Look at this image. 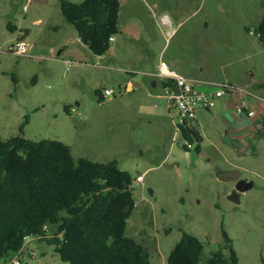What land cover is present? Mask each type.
Wrapping results in <instances>:
<instances>
[{"label":"rangeland","instance_id":"rangeland-1","mask_svg":"<svg viewBox=\"0 0 264 264\" xmlns=\"http://www.w3.org/2000/svg\"><path fill=\"white\" fill-rule=\"evenodd\" d=\"M26 3L0 0L1 138L22 135L32 141L58 140L71 148L76 159L100 163L117 160L134 177L145 172V195L154 204L155 218L152 206L144 212L137 210L129 220L127 235L144 240L152 264H168L182 231L199 238L205 259L221 249L228 255L223 228L239 264H263L264 131L254 133L247 142L226 137L237 112L221 106L218 99L210 112L202 108L195 111L196 128L204 136L203 155L193 153L187 158L180 153L179 170L168 165L157 169L156 159L164 152L159 146L168 149L172 143L166 127L170 120L168 101L164 95L156 97L161 88H153L150 78L141 72L153 69L165 47V60L175 61L186 76L203 71L215 81L228 78L244 85L252 72L255 80L264 84V48L257 36L246 31H255L264 17V0H203L199 15L174 38L162 36V29L151 24L150 33L156 37H152L153 42L147 37L141 41L118 35L111 43L112 52L102 57L80 46L76 47L78 55L65 53L67 47L61 44L76 30L65 21L58 0L31 1L24 13ZM134 4L138 15L130 6H123L122 19L144 26L150 8L145 3ZM201 20L209 27L197 37L190 28ZM9 22L17 26L16 32L8 30ZM21 36L33 45L31 58H18L7 51ZM122 68L135 70L134 78L143 81L142 88L125 94L129 75ZM104 89H113L117 96L100 104L96 92ZM248 89L264 96V89L255 84ZM65 107L77 112L70 109L68 113ZM171 112L179 123L176 112ZM233 164L238 166L234 169L241 172V179L253 183V188L240 193L239 204L228 199L235 183L218 179L219 170H233ZM16 257L11 254L0 264H10ZM17 258L21 264H68L52 246L34 239Z\"/></svg>","mask_w":264,"mask_h":264},{"label":"trees","instance_id":"trees-1","mask_svg":"<svg viewBox=\"0 0 264 264\" xmlns=\"http://www.w3.org/2000/svg\"><path fill=\"white\" fill-rule=\"evenodd\" d=\"M58 1L80 41L95 56L106 55L110 39L121 32V1ZM7 28L18 30L11 22ZM254 30L264 48V18ZM65 110L70 113V107ZM28 121L27 117L25 124ZM186 128L199 154L202 137ZM133 182L117 160L76 159L71 148L58 140L32 141L22 135L3 140L0 136V262L11 254L20 257L28 240L34 239L52 246L68 264H152L150 253L127 235L136 208ZM222 234L229 254L221 249L205 259L199 238L182 231L168 264H239L224 228Z\"/></svg>","mask_w":264,"mask_h":264},{"label":"crops","instance_id":"crops-1","mask_svg":"<svg viewBox=\"0 0 264 264\" xmlns=\"http://www.w3.org/2000/svg\"><path fill=\"white\" fill-rule=\"evenodd\" d=\"M42 1H43V3H45L48 0H42ZM120 1H121V8H120V14H119V22H120L121 32H120L119 36L125 37V39H127V40H129L130 38L136 37L137 39H139L141 41H143L144 37H147L150 40V42H153L152 37L153 36L155 37V34L152 35L150 33L151 24H154L157 28L162 29V36L165 37L166 35H168V29L166 28L167 30L165 32H163V29L165 30V26L160 21V18L163 15H167L170 18L171 22L173 23V26L176 29L175 33H173L170 36V37L174 38L176 36V34L181 29L186 27L191 22V19L194 16L197 17L199 15V13H200L199 9L203 5V0H120ZM135 2H137L140 5L142 3H145V6H148L150 8L149 10L151 11V14H150L149 19H151V21L148 19L147 24H145L144 26L139 25L137 22L130 23L129 21L122 19V12L121 11H122L123 6L124 7L130 6L131 11H135L134 13H136V15H138V7H137V5L134 4ZM208 27H209V24H207V22H204L203 20H201L199 23L196 22L194 24V26L192 25L190 30L192 33L193 32L196 33L197 37H200V35L202 33H204V34L206 33ZM199 41H200V39L198 38L197 42H199ZM112 42H116L115 37H114V41H111V43ZM61 45L63 47H67V50H65L66 51L65 53L67 55H72V56L78 55V49L76 48L77 46H80L83 49H85V48L87 49V47L80 41L77 32L74 33L73 31L71 32L70 37L66 41H64V43H62ZM69 46H75V48H70ZM110 51L112 52V47L110 48L108 54L110 53ZM146 51L148 52V50H146ZM164 55H165V47L161 50L160 60L158 61V63H156V65L153 67V69H151V70L145 69L141 72V74L143 76L150 78L149 80H150L153 88H155V89H157L159 87L161 88V91L158 92L156 97H161L162 95H164L166 97L162 81L155 76V74L158 71V67H159V64L161 61H166L169 64V66L174 71H176L179 75L200 81L201 82L199 85L200 89L204 92H207V93L212 92L214 90V85H218V84H230V85H233L236 87L246 88L247 90H249L248 87H251L253 84H255L259 88L264 89V84L255 80V76L252 74V72H250L251 75L249 76L251 83L249 84L247 81V82H245L244 85H242L240 83L239 84L232 83L228 78H221L220 81L219 80L215 81V79L213 77H211L210 75H206L205 73H203V71H201L200 75L194 76L192 74L193 76H186L183 74L184 71L179 67V65L175 61L165 60ZM122 69L125 70L127 72V74L129 75L128 81L126 82V85L123 89V92H125V94L126 93L127 94L128 93H134L136 91L135 89L142 88L143 81L137 80V78H134V76L137 74V72L135 70H131L129 68H122ZM250 92L252 93V91H250ZM100 94H97L98 101L101 98ZM252 94H253V97L243 95V94H233L231 96H227V97H223V98L219 99L222 101L221 106L227 108L228 110H230L232 112H237V114L235 113L237 120L235 123H232L229 125L228 131L225 133L226 137H230L232 139L233 136H235V138H234L235 140L239 141L241 139H245V141L247 142V138L252 136L254 133L257 134L259 131L260 132L264 131V103L259 100V98L264 99V96L257 95L254 93H252ZM167 101H168V98H167ZM244 102L248 104L249 109L255 111V113H256L255 117L249 118L247 115V112L239 113L237 111L238 108H240ZM100 104H102V103H100ZM168 110H169V114H170V120L167 123L166 127L168 129L172 143L168 147V149L166 146L164 148L162 146H159L158 149L162 148L164 152L161 153L157 157L156 168L161 169V168H163V166L168 165L172 168H176L177 170H179V166H180V162H179L180 160L179 159L181 157L180 153L184 154V156H186L187 158H191L193 153H195V152L190 153V155H186L184 147H183V142L184 141H190L186 137L187 135H186V132L184 131L185 129L187 130V128L185 126H183L184 128L182 129V127H179V123H176V120L172 116V112L169 109V102H168ZM211 110H206V111L210 112ZM197 123H198V120H197L196 124ZM196 124H195L193 130L195 132L199 133L200 136L202 137V144L200 146V153L199 154L195 153V154L198 156H201V155H203L202 145L204 143V136L197 130ZM160 128L162 131L163 128L161 125H160ZM187 132H188V130H187ZM176 146H178V147H176ZM217 146L218 145L215 144L216 148H217ZM243 147L244 146L242 144V146L241 147L238 146L237 149L241 150ZM153 150H154V148L149 149L148 151L151 152ZM210 161H212V159H210ZM232 167L233 168H230V169L237 168L238 166L233 164ZM220 171H223V170H219V172ZM131 175L133 176L132 173H131ZM140 175H145V172L138 174L137 177ZM137 177L133 176V179H134L133 189H134V196H135V200H136V208H135L134 212H136L137 210H139L140 212H142V211L144 212L146 209H148L149 206H152V209H153L152 215H153V218H155L154 204L145 195V191L147 189V185L145 184V179L143 180V183L138 184V183H136ZM134 185H136L137 188H135ZM150 194L152 196L155 194V192L152 188H150ZM128 224H129V222H128ZM142 230H144V229H142ZM130 237L137 239L141 244H142V241H144L142 238H137L136 236L135 237L130 236ZM142 246H143V244H142ZM25 250H26V248H25Z\"/></svg>","mask_w":264,"mask_h":264},{"label":"built area","instance_id":"built-area-1","mask_svg":"<svg viewBox=\"0 0 264 264\" xmlns=\"http://www.w3.org/2000/svg\"><path fill=\"white\" fill-rule=\"evenodd\" d=\"M26 1L27 3L23 6L24 13L28 11V6L32 0ZM160 21L168 29L169 36L175 33L176 29L167 15H163ZM249 34L256 36L255 31H250ZM110 40L114 41V38ZM32 48L33 45L21 36L16 39L7 51L18 58H31ZM155 76L159 78L162 83L168 84L164 87V92L168 98L169 109L176 112L179 124L191 129L194 128L197 122L195 113L197 108L211 110L215 107V101L217 99L233 94H243L253 97V94L246 88H240L230 84L214 85V90L212 92H204L199 87L200 81L179 75L166 61L160 62ZM100 96L99 102L101 101L100 103H104L107 100H113L117 95L113 89H104L101 91ZM259 100L264 103V99L259 98ZM70 109L73 113L77 112L74 108ZM237 111L239 113L247 112L249 118L256 116L255 111L249 109L248 104L245 102ZM183 147L186 155H190V153L195 151L196 144L190 141H184ZM143 180L144 175H140L136 178V183H143ZM17 257L13 259L10 264H21L20 259Z\"/></svg>","mask_w":264,"mask_h":264},{"label":"water","instance_id":"water-1","mask_svg":"<svg viewBox=\"0 0 264 264\" xmlns=\"http://www.w3.org/2000/svg\"><path fill=\"white\" fill-rule=\"evenodd\" d=\"M32 1L36 3H43L42 0H32ZM248 83L249 84L251 83L250 77L248 78ZM218 179L223 182L230 181L235 183V187L232 190V192L228 195V199L237 204L240 203V199H239L240 193H243L253 188L252 182H248L244 179H241V172L238 169L220 171L218 173Z\"/></svg>","mask_w":264,"mask_h":264}]
</instances>
